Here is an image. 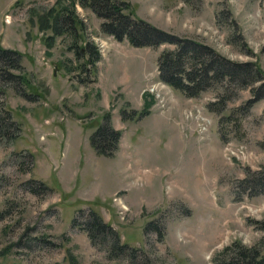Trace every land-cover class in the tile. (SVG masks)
<instances>
[{
	"label": "rangeland",
	"instance_id": "374dc122",
	"mask_svg": "<svg viewBox=\"0 0 264 264\" xmlns=\"http://www.w3.org/2000/svg\"><path fill=\"white\" fill-rule=\"evenodd\" d=\"M131 1L180 39L256 61L264 80V0ZM50 10L73 24L54 32ZM102 19L79 0H0V45L21 52L9 71L26 78L0 80L14 123L0 129V264H130L81 227L90 207L150 264H212L235 240L264 250V191L244 181L264 166V95L237 80L188 96L159 75L176 43L136 46ZM107 111L114 155L90 138Z\"/></svg>",
	"mask_w": 264,
	"mask_h": 264
},
{
	"label": "trees",
	"instance_id": "16d2710c",
	"mask_svg": "<svg viewBox=\"0 0 264 264\" xmlns=\"http://www.w3.org/2000/svg\"><path fill=\"white\" fill-rule=\"evenodd\" d=\"M79 1L103 18L101 22L102 29L113 34L116 38L127 37L136 46H155L164 41L176 43L174 49H165L160 53L158 70L161 79L180 89L186 95L197 96L201 91L211 86L222 88L234 82L236 83L237 80L242 87L252 85L257 92L264 95V80L255 84L256 81L263 78V70L256 61L231 60L220 54L209 44L198 40L180 39L176 35L138 17L135 5L131 0ZM50 12L53 16L52 28L54 32L59 31L64 22L73 24V18L68 13L60 17V15L52 13V10ZM45 25L47 24L45 23ZM92 52L94 59H97L98 53L95 50ZM20 56L21 52L19 50L5 48L0 45V80L11 84V80L14 78L15 85L18 84L19 80L22 81V73L16 74L9 71V66L19 67ZM22 82L25 83L26 78ZM3 90L0 86V92H3ZM23 93L31 95L24 91ZM223 100L226 102L225 99ZM123 114L128 118L134 115H128L126 110H123ZM138 114L142 115L143 112ZM4 119L0 118V129L5 128V132H9L10 128H14V123L9 115H5ZM110 120L111 112L107 111L103 115V120L90 135L94 148L97 152L105 155L115 154L121 138V131ZM9 125L10 128H7ZM9 136L11 137V135ZM244 181L248 183V187L258 185L264 191V166L262 169L248 171ZM3 215V211H0V218ZM81 227L88 232L93 243L107 240L111 253L124 251L131 259L130 264H133L132 261L137 250L142 251L139 247L121 242L117 230L92 207H90L89 214L81 222ZM151 229L158 232L159 238H162L165 234V225H162L157 219H151L145 226L146 232ZM143 254L146 258V264H150L149 257L144 252ZM212 264H264V250L257 245H247L235 240L217 253Z\"/></svg>",
	"mask_w": 264,
	"mask_h": 264
},
{
	"label": "crops",
	"instance_id": "0c3cea01",
	"mask_svg": "<svg viewBox=\"0 0 264 264\" xmlns=\"http://www.w3.org/2000/svg\"><path fill=\"white\" fill-rule=\"evenodd\" d=\"M140 88V87H139Z\"/></svg>",
	"mask_w": 264,
	"mask_h": 264
}]
</instances>
